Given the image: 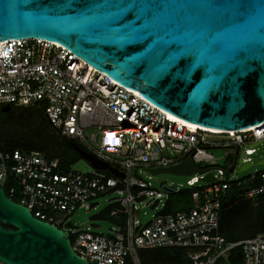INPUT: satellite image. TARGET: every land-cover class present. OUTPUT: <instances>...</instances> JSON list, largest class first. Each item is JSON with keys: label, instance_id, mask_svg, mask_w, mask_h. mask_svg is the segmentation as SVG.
I'll return each mask as SVG.
<instances>
[{"label": "built area", "instance_id": "2783aa9c", "mask_svg": "<svg viewBox=\"0 0 264 264\" xmlns=\"http://www.w3.org/2000/svg\"><path fill=\"white\" fill-rule=\"evenodd\" d=\"M39 101L60 134L78 140L87 152L122 173L62 168L56 158L37 151L0 149V186L10 198L17 194V202L35 217L70 230L71 246L79 256L97 264H126L128 258L141 264L139 249L178 247L185 250L188 264H215L240 247L242 264H264V231L233 242L219 233L222 200L233 185L251 184L240 194L247 198L264 192V165L234 176L242 164L251 163L255 146L264 141V121L222 133L194 128L169 118L111 78L99 79L98 70L60 44L40 38L0 41V106ZM214 148L229 149L225 165L218 164L221 156L213 154ZM235 152L234 165L225 172ZM189 155L197 166L205 162L204 167L212 168L213 180L195 186L205 173H193L186 180L188 204L167 211L171 195L184 188L167 183L154 187L149 169L177 164ZM111 193L116 197L108 204L117 203L118 212H111L115 226L110 233L70 222L77 208H90L91 200ZM147 205L158 211L142 220Z\"/></svg>", "mask_w": 264, "mask_h": 264}, {"label": "water", "instance_id": "95a60500", "mask_svg": "<svg viewBox=\"0 0 264 264\" xmlns=\"http://www.w3.org/2000/svg\"><path fill=\"white\" fill-rule=\"evenodd\" d=\"M9 38L60 44L200 127L234 131L264 121V0H0V41ZM79 155L122 175L85 150ZM256 164L264 165V157ZM211 169L189 155L149 172L205 173L199 180L211 181ZM70 235L0 186V264H97L73 250Z\"/></svg>", "mask_w": 264, "mask_h": 264}, {"label": "trees", "instance_id": "16d2710c", "mask_svg": "<svg viewBox=\"0 0 264 264\" xmlns=\"http://www.w3.org/2000/svg\"><path fill=\"white\" fill-rule=\"evenodd\" d=\"M0 149L37 151L47 158H56L62 168L70 166L80 157V149L86 151L78 140L60 134L52 126L45 114L43 101L32 105L9 104L7 111L0 110ZM250 186L249 183H243L239 187L233 185L222 200L219 233L228 242L248 238L264 231V192L254 198L240 195ZM5 190L8 192L6 187ZM12 199L19 201L17 194H14ZM188 202V189L184 188L176 195H171L167 211L182 210ZM112 211L118 212L117 203L108 204L96 217L115 221ZM138 256L141 264L190 263L185 250L178 247L139 249ZM220 260L224 261L222 258L217 261ZM225 262L242 264L240 247L231 249ZM126 264H132L129 258Z\"/></svg>", "mask_w": 264, "mask_h": 264}, {"label": "rangeland", "instance_id": "374dc122", "mask_svg": "<svg viewBox=\"0 0 264 264\" xmlns=\"http://www.w3.org/2000/svg\"><path fill=\"white\" fill-rule=\"evenodd\" d=\"M255 152L250 155L251 157V163H255L252 166L248 167L244 171L235 172L234 176L236 177H242L246 174H249L251 172H255L257 170H260L263 166L256 164L258 161H260L264 157V141L257 144ZM213 154L215 156H221L220 159H218L219 165H225V156L224 153L229 152V149L227 148H214L212 150ZM198 166L204 167L206 166L205 162L199 163ZM71 167L76 170L81 171H91L93 167L87 161L84 157L80 156L75 162L71 164ZM191 175H194L193 173L190 175H184V174H172L168 172H161L157 174H153L150 178V181L152 182V185L154 187L159 188L161 184L167 183L170 186L173 187H179L180 189L187 187L186 180L191 177ZM142 176L144 178H147L146 173H142ZM203 181H197L195 183V186L203 185ZM114 197H116V194H107V195H99L95 199L91 200L90 203L92 204L90 208L86 207H80L77 208L70 216L69 220L73 225H77L80 227H90L92 231L100 232V233H110V229L115 226L114 223L106 218H99L96 217L98 213H100L107 205L108 201L112 200ZM145 211L146 215H144L142 212ZM156 211L157 209L151 208L149 205L145 206L141 210V219L147 220L149 219ZM215 264H227L225 261H217Z\"/></svg>", "mask_w": 264, "mask_h": 264}, {"label": "bare ground", "instance_id": "6f19581e", "mask_svg": "<svg viewBox=\"0 0 264 264\" xmlns=\"http://www.w3.org/2000/svg\"><path fill=\"white\" fill-rule=\"evenodd\" d=\"M92 68V67H91ZM110 78V77H108V75L105 73V72H102V71H99V79L100 78ZM112 79V78H111ZM112 81H114L116 84H119V82L117 81V80H114V79H112ZM167 116L169 117V118H172V119H174V120H176V121H183V120H180V119H178V118H176V117H174V116H172V115H170V114H168L167 113ZM184 123H186L187 125H189V126H191V127H194V128H200V129H203V130H207V131H209V132H212V133H222V132H229V131H224V130H214V129H208V128H204V127H200V126H197V125H194V124H191V123H188V122H185V121H183ZM247 128H249V127H247ZM245 129V128H244Z\"/></svg>", "mask_w": 264, "mask_h": 264}]
</instances>
